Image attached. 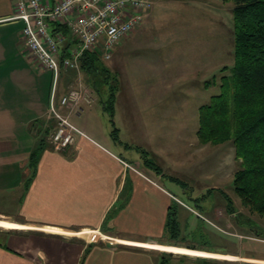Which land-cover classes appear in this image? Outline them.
I'll list each match as a JSON object with an SVG mask.
<instances>
[{
  "label": "crops",
  "instance_id": "obj_1",
  "mask_svg": "<svg viewBox=\"0 0 264 264\" xmlns=\"http://www.w3.org/2000/svg\"><path fill=\"white\" fill-rule=\"evenodd\" d=\"M158 7L159 3L151 8L119 52L148 50L158 56L150 31L157 25L150 18ZM15 13L14 0H0V195L12 192L15 211L0 217L17 219L5 221L8 227L0 225L10 229L0 242V264H184L182 258L189 264H264V235L256 230L253 235H238L237 247L224 251L188 248L163 239L167 213L177 201L162 183H184L182 175H174L182 173L176 164L183 121L155 119L144 112L151 106L147 102H142L141 111L135 100L116 101L113 115L122 125L126 117V128L113 122L108 138L81 131L83 136L64 151L54 150L45 140L31 164L41 127L50 124L49 132L55 127V120L47 116L53 92L58 106L68 76L81 72L62 69L55 82L54 75L22 48L23 23L13 19ZM51 32L64 36L58 44L61 60L75 44L66 26L52 25ZM138 92L141 101L151 93L144 87ZM85 107L66 113L80 117ZM113 129L117 135H112ZM90 231L109 240L90 242L85 236Z\"/></svg>",
  "mask_w": 264,
  "mask_h": 264
},
{
  "label": "rangeland",
  "instance_id": "obj_2",
  "mask_svg": "<svg viewBox=\"0 0 264 264\" xmlns=\"http://www.w3.org/2000/svg\"><path fill=\"white\" fill-rule=\"evenodd\" d=\"M158 3L160 7L153 10L154 15L150 18L152 23H157L150 31L154 33L152 43L159 49L158 56L157 52L148 50L142 53L130 51L128 54L124 50L119 52L126 47L122 46L125 38L108 61L102 60L108 69L106 79L112 89L103 85L99 93L92 91L88 86L91 84L89 77L81 69L77 76H68L65 93L70 88H88L87 96L92 100L89 105H84L86 107L80 112V117L73 114L69 121L88 136L92 130L108 138L112 123L108 114L102 112L101 103L110 94L114 95L117 103L137 101L141 111L146 102L151 104L144 112L153 114L155 119H182L181 158L179 162L175 160L178 162L177 171L182 173L174 175H182L179 179L184 183H162L177 201L171 205L175 223L168 226L166 222L163 239L194 249L232 250L237 247L238 235H253L251 232L255 230L264 235V215L245 207L233 190V175L238 169L233 143L201 144L197 133L200 108L219 93V79L229 76L233 65V0H154L152 8ZM224 67L226 69L222 71ZM213 76L217 77L215 85L207 86ZM142 87L151 91L145 95L149 101L140 100L143 96L138 91ZM135 117L138 123L140 114ZM112 119L116 127L126 128V117L123 125L117 116L113 115ZM165 125L166 129L170 128L168 123ZM146 131L149 133V128ZM168 141L178 144L171 139ZM3 193L0 195V214L13 216V194ZM225 196L230 201V208ZM218 219L223 222H218ZM15 220V217H0V223ZM9 230L0 227V242L4 241ZM89 233L85 234L87 240L94 242ZM102 239L99 237L98 240ZM103 240L109 239L105 237ZM182 261L189 264L186 259L182 258ZM199 264L204 262L199 261Z\"/></svg>",
  "mask_w": 264,
  "mask_h": 264
},
{
  "label": "trees",
  "instance_id": "obj_3",
  "mask_svg": "<svg viewBox=\"0 0 264 264\" xmlns=\"http://www.w3.org/2000/svg\"><path fill=\"white\" fill-rule=\"evenodd\" d=\"M233 4V65L230 75L219 79V93L200 108L197 137L205 145L233 143L238 161L233 190L245 207L264 215V0H233ZM80 69L89 77L92 91L99 93L103 85L113 88L106 79L108 69L97 53H85ZM216 80L213 76L206 85H215ZM114 104L113 94L102 101L112 124ZM42 127L38 146L31 153L32 165L50 133V124ZM117 131L113 129L112 135H117ZM225 198L230 208V201ZM173 217L170 208L168 226L174 225Z\"/></svg>",
  "mask_w": 264,
  "mask_h": 264
},
{
  "label": "built area",
  "instance_id": "obj_4",
  "mask_svg": "<svg viewBox=\"0 0 264 264\" xmlns=\"http://www.w3.org/2000/svg\"><path fill=\"white\" fill-rule=\"evenodd\" d=\"M153 1L14 0L13 19L23 23L20 40L24 51L40 67L50 71L56 82L62 69L79 71L85 53H97L102 60L108 61L116 47L143 23ZM52 25L66 26L75 44L61 60L57 58L58 44L64 36L62 33L54 35ZM87 90L70 88L60 97L58 106L53 92L47 116L55 120V127L47 140L54 150H67L74 144L77 134L83 136L69 121L66 111H80L82 105H89L92 100ZM89 234L93 241L99 237L105 239L96 231Z\"/></svg>",
  "mask_w": 264,
  "mask_h": 264
},
{
  "label": "bare ground",
  "instance_id": "obj_5",
  "mask_svg": "<svg viewBox=\"0 0 264 264\" xmlns=\"http://www.w3.org/2000/svg\"><path fill=\"white\" fill-rule=\"evenodd\" d=\"M76 132H77V131H76ZM77 136H80V135L77 134ZM77 136H76V137H77ZM47 137H48V136H47ZM76 137H75V140H76ZM74 142H75V141H74ZM0 225H1V226H4V227H8L10 224H8V223L5 222V223H0ZM14 227H15V226H14ZM16 227H17V226H16ZM184 251H186V250H184ZM189 253H193V252L189 251ZM193 254H194V253H193ZM202 255H204V254H202Z\"/></svg>",
  "mask_w": 264,
  "mask_h": 264
}]
</instances>
